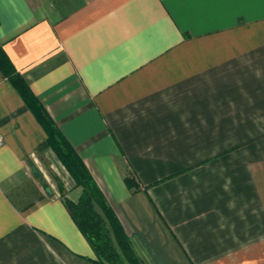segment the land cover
Masks as SVG:
<instances>
[{
  "label": "crops",
  "instance_id": "crops-1",
  "mask_svg": "<svg viewBox=\"0 0 264 264\" xmlns=\"http://www.w3.org/2000/svg\"><path fill=\"white\" fill-rule=\"evenodd\" d=\"M0 49V264H98L40 112L139 264H264V0H0Z\"/></svg>",
  "mask_w": 264,
  "mask_h": 264
},
{
  "label": "trees",
  "instance_id": "trees-1",
  "mask_svg": "<svg viewBox=\"0 0 264 264\" xmlns=\"http://www.w3.org/2000/svg\"><path fill=\"white\" fill-rule=\"evenodd\" d=\"M0 72L14 88L25 91L22 78L13 70L1 49ZM40 114L46 131L44 145L52 149L71 178L72 185L80 188L75 200L61 195L62 202L87 240L98 264H139L130 249L128 237L87 169L50 120ZM125 181L130 183L128 178Z\"/></svg>",
  "mask_w": 264,
  "mask_h": 264
},
{
  "label": "rangeland",
  "instance_id": "rangeland-1",
  "mask_svg": "<svg viewBox=\"0 0 264 264\" xmlns=\"http://www.w3.org/2000/svg\"><path fill=\"white\" fill-rule=\"evenodd\" d=\"M50 160H52L53 162ZM54 161L55 159L53 155H49V154L41 155L39 166L42 172L46 174V178H44L43 180L45 182V185H50L52 189H55V182L57 179H59L63 182V186L69 188L71 183L69 177H67L68 175L65 173L63 169H58ZM68 195L70 197H74V192L71 191L70 193H68Z\"/></svg>",
  "mask_w": 264,
  "mask_h": 264
},
{
  "label": "built area",
  "instance_id": "built-area-1",
  "mask_svg": "<svg viewBox=\"0 0 264 264\" xmlns=\"http://www.w3.org/2000/svg\"><path fill=\"white\" fill-rule=\"evenodd\" d=\"M1 143H2V138H1V135H0V145H1Z\"/></svg>",
  "mask_w": 264,
  "mask_h": 264
}]
</instances>
